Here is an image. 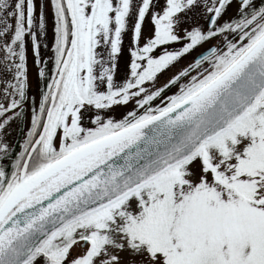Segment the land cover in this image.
Segmentation results:
<instances>
[{
	"label": "snow or ice",
	"instance_id": "snow-or-ice-1",
	"mask_svg": "<svg viewBox=\"0 0 264 264\" xmlns=\"http://www.w3.org/2000/svg\"><path fill=\"white\" fill-rule=\"evenodd\" d=\"M0 264H264V0H0Z\"/></svg>",
	"mask_w": 264,
	"mask_h": 264
},
{
	"label": "rangeland",
	"instance_id": "rangeland-1",
	"mask_svg": "<svg viewBox=\"0 0 264 264\" xmlns=\"http://www.w3.org/2000/svg\"><path fill=\"white\" fill-rule=\"evenodd\" d=\"M37 7H39V0H37ZM233 14V9L229 10L228 15ZM46 17H47V30H48V36L46 42L51 45L52 39H53V34H52V27H53V17H52V9L50 5L46 8ZM131 22H134V17ZM203 23V21H201ZM185 27H190V25H185ZM206 27V25H205ZM152 31V24H151V19L150 16L146 17L144 27H143V33L145 36H148L151 34ZM218 43L217 40H212L206 44H203L199 47H197L195 50H193L191 53L187 54L183 58H181L177 63H175L173 66H171L169 69L165 70L163 73L159 74L156 82V86L160 87L163 86L170 78H172L175 74H177L179 71L182 69L186 68L189 64L193 63V58L199 54L201 51L205 50L211 45H215ZM131 45V32H128L124 36V43L122 45V52L119 56V61L116 69V80L122 81L126 75H127V66L130 62V55H129V48ZM176 47H179V45H176ZM42 55L45 57L50 55V52L47 50L42 49ZM28 64H29V81H30V95L33 97H36L37 100L39 99L37 95V89L39 86V81L37 79V68L33 62V55L31 51V44L29 43L28 45ZM49 68H51V64H49ZM195 74V73H193ZM187 77L184 78L181 83L186 82ZM179 90V84L173 85L169 89H167L164 93L163 96L167 97L172 94H175ZM154 106L160 104V100L157 99L156 101L153 102ZM134 107V104L130 103L129 105L125 107H116L113 111L117 119L121 118L124 114H126L127 111L131 110ZM91 113H89L90 115ZM30 125V106L26 105L25 107V117L24 119L20 122V129L22 126ZM88 126H91L90 124ZM17 125L15 123L12 124L11 126V134L7 136V140L9 143H11L12 138L14 134L17 132ZM58 143V142H57ZM127 258V257H126Z\"/></svg>",
	"mask_w": 264,
	"mask_h": 264
},
{
	"label": "flooded vegetation",
	"instance_id": "flooded-vegetation-1",
	"mask_svg": "<svg viewBox=\"0 0 264 264\" xmlns=\"http://www.w3.org/2000/svg\"><path fill=\"white\" fill-rule=\"evenodd\" d=\"M30 125L28 124L27 127L26 126H22L21 129H23L24 131L27 130V128L29 127ZM22 136H23V132L21 130H17V132L14 134L13 138H12V141L11 143L13 144V147L14 148H17V146L22 143ZM83 249L79 246H76L72 249L71 251V256H76L78 255L80 252H82Z\"/></svg>",
	"mask_w": 264,
	"mask_h": 264
},
{
	"label": "water",
	"instance_id": "water-1",
	"mask_svg": "<svg viewBox=\"0 0 264 264\" xmlns=\"http://www.w3.org/2000/svg\"><path fill=\"white\" fill-rule=\"evenodd\" d=\"M211 46H212V45H211ZM211 46H209V47H211ZM209 47H208V48H209ZM206 49H207V48H206ZM206 49H205V50H206ZM205 50H203V51H201L199 54H197V55L193 58V61H194L196 58H198L199 55H200L201 53H203Z\"/></svg>",
	"mask_w": 264,
	"mask_h": 264
},
{
	"label": "trees",
	"instance_id": "trees-1",
	"mask_svg": "<svg viewBox=\"0 0 264 264\" xmlns=\"http://www.w3.org/2000/svg\"><path fill=\"white\" fill-rule=\"evenodd\" d=\"M185 78H186V77H185ZM183 79H184V78H182V80H183ZM182 80H181V81H182Z\"/></svg>",
	"mask_w": 264,
	"mask_h": 264
}]
</instances>
